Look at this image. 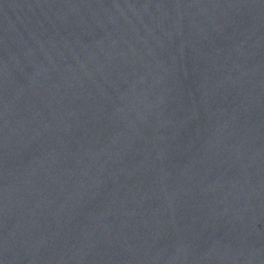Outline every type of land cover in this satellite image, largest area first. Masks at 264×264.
I'll list each match as a JSON object with an SVG mask.
<instances>
[{
  "label": "water",
  "instance_id": "water-1",
  "mask_svg": "<svg viewBox=\"0 0 264 264\" xmlns=\"http://www.w3.org/2000/svg\"><path fill=\"white\" fill-rule=\"evenodd\" d=\"M0 264H264V0H0Z\"/></svg>",
  "mask_w": 264,
  "mask_h": 264
}]
</instances>
